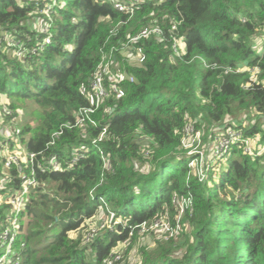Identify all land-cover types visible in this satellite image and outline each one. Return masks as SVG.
I'll return each instance as SVG.
<instances>
[{"label": "trees", "instance_id": "obj_1", "mask_svg": "<svg viewBox=\"0 0 264 264\" xmlns=\"http://www.w3.org/2000/svg\"><path fill=\"white\" fill-rule=\"evenodd\" d=\"M42 8L38 0H0V35L27 48L19 57L15 47L0 44V106L11 111L0 123V176L12 177L0 190V230L16 215L7 198L21 181L17 165L6 167L4 152L37 154V183L17 213L18 233L9 253L14 259L8 264H132L140 235L158 233L135 228L130 235L132 228L163 216L175 225L178 200L189 192L193 211L185 209V227L142 246L135 264H264V156L233 145L226 166L222 159L219 166L206 161L202 183L180 146L187 123L202 129L206 141L215 133L211 126L228 116L246 135L260 133L264 143V85L245 87L247 71L224 72L248 64L259 66L264 79V51L256 45L264 0H144L132 18L102 0H58L48 14ZM154 19L164 33L162 39L141 41L146 61L123 49L114 55L113 70L126 74L125 95L104 99L91 115L96 125L68 127L81 107L91 106L88 92L101 47L120 44ZM121 20L126 22L111 35ZM45 21L51 23L47 33L40 29ZM175 21L180 23L172 33ZM181 37L186 53L179 56L174 39ZM30 103L26 119L20 110ZM253 109L260 118L251 127L236 120L239 110ZM106 126V137L93 142ZM55 131L62 132L49 145ZM26 165L22 162L23 170L30 172ZM109 211L118 220L113 229L87 241L96 218L103 220ZM122 242H127L122 258L105 262Z\"/></svg>", "mask_w": 264, "mask_h": 264}, {"label": "built area", "instance_id": "obj_2", "mask_svg": "<svg viewBox=\"0 0 264 264\" xmlns=\"http://www.w3.org/2000/svg\"><path fill=\"white\" fill-rule=\"evenodd\" d=\"M39 3H42L43 8L41 12L48 14L53 8L58 4V0H38ZM109 1L113 3L115 9L122 13L128 14L129 18H132L136 7L139 3H142L144 0H102ZM122 22L119 21L113 27L110 28L109 32L111 35H117L119 32V25ZM180 22L175 21L172 23L171 32L177 30L178 24ZM43 31L47 33L49 28L51 27V23L49 21L44 22ZM259 34L256 37V45L260 42L259 35L264 34V27H259ZM164 31L161 26L158 24L157 19H154L149 24L141 27L137 33H128L125 39L120 44H110L108 48H106V43L100 49L101 59L98 63L96 71L93 74L91 80V90L88 92L89 98L91 100V106L89 107H81L77 113V120L72 125L69 124L68 127H72L75 125H85L87 122H90L93 125H96V121L92 118V114L97 111L99 106L103 103L104 99L108 98L111 94H115L117 97H121L125 95V90L122 87L121 83L126 78V74L124 73H116L112 67V61H114V55L116 51L119 49H123L127 51L129 57H134L140 63L146 61L147 55L146 52L141 46V41L151 36H155L158 39H162ZM50 41V35L48 34L45 37V43ZM6 43L9 47H15V53L17 56L21 57L27 52V48L23 47L22 44L10 37L7 33H3L0 35V44ZM258 46V45H257ZM174 48L179 56H181L186 51V46L184 39L175 38L174 39ZM259 48L260 51H264V43ZM33 50V49H32ZM210 66V65H209ZM214 66L218 67L217 64ZM249 72L250 73V82H248L245 87H250L252 83L263 84L264 79L259 77L260 68L259 66H249L248 64H243L241 66H237L236 68L227 67L224 68L225 73L229 72ZM133 77L130 76V80L133 81ZM1 101V100H0ZM4 103V102H3ZM0 102V104H3ZM11 114L10 109H8L5 105L0 106V123L4 120V115L8 116ZM233 124L220 125V128L215 130L214 134H208V138L206 141L211 139V143L209 144V150L212 154V157H219L223 159L225 155L231 151L233 145H237L238 147H242L243 151L251 156H264V143L260 141V139L254 138V135H246L245 128L237 125L235 120L232 121ZM108 126V125H107ZM107 126L103 128V131L100 133L99 137L96 140H102L107 135ZM17 133L20 131L16 130ZM214 132V129H212ZM62 131H55L52 136V140L48 143L54 144L55 137L59 135ZM204 131L200 128H197L195 123L189 122L183 129V136L181 137V147L186 150L187 155L190 157L189 167L191 168V172H195L198 175L200 181L205 183L206 173L210 166V164H206V157L201 153L200 146L203 143ZM257 144V142H259ZM258 145V146H257ZM145 155L148 157H152L153 153L149 149H144ZM5 157V165L6 167H10L12 165H17L20 171V187L14 191L12 195L8 196V202L13 206V210L16 211V215L10 220V224L8 227L0 230V264L4 261H7L9 253L12 249L13 243L15 241L16 235L18 233L19 227V218L17 217V213L25 206L26 203V195L29 192V188L37 183L35 176V167L34 161L37 156L34 152H29L23 154V151L20 149H16L13 152L6 150L4 152ZM194 155V156H193ZM102 158L105 163V167L110 169L109 160L102 155ZM22 162L26 165V168H30V172L24 171ZM204 164V165H203ZM53 165L56 169H60L61 164L55 159ZM71 167V166H68ZM12 181V177L10 175L0 176V190L6 189L7 185ZM178 200V199H177ZM102 202H106L105 198L101 199ZM178 214L176 216L175 225H171L169 223L168 218L165 216L157 218L152 223L142 222L141 224L136 225V227L132 228L130 235H133L135 232V228L140 233L148 232V231H156L160 227L164 229L165 233L168 236H173L177 234L181 230L182 216L185 212V209H189L190 212L193 211V194L191 192L188 193L186 197L178 200ZM114 212L109 211V215L105 217L103 220L96 219V222L92 225L91 229L87 233L85 239L87 241H91L96 237L97 234L105 231L106 229H113L114 224L118 220H114ZM108 219H111L110 221ZM166 236V238H168ZM127 248V242H122L118 244L109 254V256L105 259V262L112 263L113 261H119L123 254L125 253ZM10 261H8L9 263ZM7 263V264H8ZM17 263V262H16Z\"/></svg>", "mask_w": 264, "mask_h": 264}, {"label": "rangeland", "instance_id": "obj_3", "mask_svg": "<svg viewBox=\"0 0 264 264\" xmlns=\"http://www.w3.org/2000/svg\"><path fill=\"white\" fill-rule=\"evenodd\" d=\"M107 3H110L113 7H115L114 5H113V3H111V2H109V1H107ZM139 4H141V3H139ZM236 10V9H235ZM40 19V18H39ZM42 28H40V29H42L43 30V28H44V26H41ZM259 38H260V42L257 44L258 45V47H261L262 46V44L264 43V34L263 35H259ZM185 53H186V51H185ZM185 53H183L182 55H184ZM33 104L32 103H30V104H27L26 106H25V108H23V109H21L20 110V113L21 114H24L25 115V117H26V119L30 116V112H31V110H32V108H33ZM236 117H238V118H236V120L237 121H240V122H243V124H245L246 126H250L251 127V123H254L255 121H258L259 120V115L257 114V112L253 109V110H239L238 112H237V115H236ZM235 118H233V117H230V116H228V117H226V119L223 121V125H224V123H229V122H232L233 120H234ZM261 121V120H260ZM220 125H222V123H214L211 127H212V129H214V131L215 130H217V129H219L220 128ZM263 127H264V123H263ZM254 138H257V139H260L261 140V134L260 133H256L255 135H254ZM211 143V139H209L208 141H204L203 140V143H202V145L200 146V151H201V153H203V155H205V157H206V160L205 161H211V163L214 165V164H217V166H219L220 164H219V161L221 160V158H219V157H212V154H211V152H210V150H209V144ZM258 143H260V141L259 142H257V144ZM235 146V145H234ZM233 146V147H234ZM258 146V145H257ZM230 153V151L225 155V157L222 159L224 162H223V165L222 166H226V160H227V156H228V154ZM204 165V164H203ZM146 167V166H145ZM220 169V168H219ZM218 170V168H216V171ZM192 173H194L195 174V172H192ZM96 219H98V220H100L98 217L96 218ZM109 221L111 220V219H108ZM185 226L181 223V230L184 228ZM186 228L187 229H191V226H190V224H186ZM158 230V233L157 234H155V233H152V232H148L147 234H145V235H140V239H138L137 240V242H135L134 243V248L132 249V254H131V262H132V264H135L136 262H138V260H139V254H140V248L142 247V246H154L155 245V243H156V238H158L159 237V239L162 237V235H164V233H165V231H164V229L163 228H159V229H157ZM156 235H158V236H156ZM176 235V234H175ZM138 238H139V236H138ZM165 239H168V238H165ZM15 252H18V248L17 247H15ZM8 260L7 261H4L2 264H7L8 263V261H11L12 259H14V257H12V256H8V258H7Z\"/></svg>", "mask_w": 264, "mask_h": 264}]
</instances>
